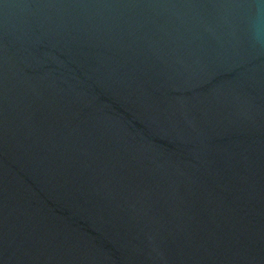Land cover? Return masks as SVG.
<instances>
[{
	"label": "water",
	"instance_id": "water-1",
	"mask_svg": "<svg viewBox=\"0 0 264 264\" xmlns=\"http://www.w3.org/2000/svg\"><path fill=\"white\" fill-rule=\"evenodd\" d=\"M0 264H264V0H0Z\"/></svg>",
	"mask_w": 264,
	"mask_h": 264
}]
</instances>
